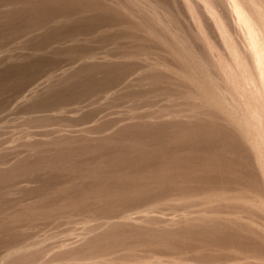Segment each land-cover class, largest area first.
<instances>
[{
	"label": "rangeland",
	"instance_id": "1",
	"mask_svg": "<svg viewBox=\"0 0 264 264\" xmlns=\"http://www.w3.org/2000/svg\"><path fill=\"white\" fill-rule=\"evenodd\" d=\"M205 2L0 0V264H264L248 30Z\"/></svg>",
	"mask_w": 264,
	"mask_h": 264
},
{
	"label": "bare ground",
	"instance_id": "2",
	"mask_svg": "<svg viewBox=\"0 0 264 264\" xmlns=\"http://www.w3.org/2000/svg\"><path fill=\"white\" fill-rule=\"evenodd\" d=\"M224 7L225 11L222 10ZM204 8L220 25L222 31L225 28L222 16L225 14H236L240 23L246 25L250 54L235 50V59L238 62L236 65L244 71L241 82L252 85L264 103V0H206ZM94 56L95 54H90L88 57ZM253 121L254 124L257 123ZM252 140L261 152L260 160L264 164V137L259 135Z\"/></svg>",
	"mask_w": 264,
	"mask_h": 264
}]
</instances>
